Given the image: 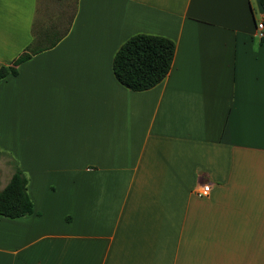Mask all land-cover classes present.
I'll list each match as a JSON object with an SVG mask.
<instances>
[{
  "label": "crops",
  "instance_id": "0c3cea01",
  "mask_svg": "<svg viewBox=\"0 0 264 264\" xmlns=\"http://www.w3.org/2000/svg\"><path fill=\"white\" fill-rule=\"evenodd\" d=\"M36 5L0 0V66L37 37ZM262 19L257 0H75L0 81L4 185L15 161L33 202L0 215V264H264ZM138 33L175 44L140 91L112 70Z\"/></svg>",
  "mask_w": 264,
  "mask_h": 264
},
{
  "label": "trees",
  "instance_id": "16d2710c",
  "mask_svg": "<svg viewBox=\"0 0 264 264\" xmlns=\"http://www.w3.org/2000/svg\"><path fill=\"white\" fill-rule=\"evenodd\" d=\"M263 13L264 0H257ZM59 33L42 45L34 37L26 49L11 63L0 66V81L17 74V66L33 54L50 48L66 33ZM175 52L172 40L158 35L138 33L124 41L114 54L112 70L119 83L131 90H145L159 83L169 72ZM28 178L12 161V173L0 189V215L15 218L33 213V202L27 191Z\"/></svg>",
  "mask_w": 264,
  "mask_h": 264
},
{
  "label": "rangeland",
  "instance_id": "374dc122",
  "mask_svg": "<svg viewBox=\"0 0 264 264\" xmlns=\"http://www.w3.org/2000/svg\"><path fill=\"white\" fill-rule=\"evenodd\" d=\"M75 0H37L36 23L34 26L36 36L43 45L53 40L59 33L65 31L74 13ZM45 30V33L41 32ZM0 152L11 156L6 151ZM5 159L0 154V189L8 178Z\"/></svg>",
  "mask_w": 264,
  "mask_h": 264
},
{
  "label": "built area",
  "instance_id": "2783aa9c",
  "mask_svg": "<svg viewBox=\"0 0 264 264\" xmlns=\"http://www.w3.org/2000/svg\"><path fill=\"white\" fill-rule=\"evenodd\" d=\"M256 31L259 33V35H264V24H263V21L262 20L259 21V22H257V24H256ZM209 189H210V185L209 184H203L201 186V189L198 190V191H196V194L198 196L205 195V194L208 193Z\"/></svg>",
  "mask_w": 264,
  "mask_h": 264
}]
</instances>
